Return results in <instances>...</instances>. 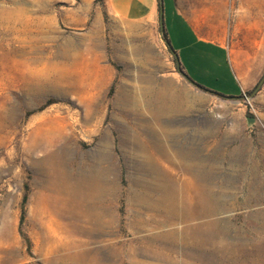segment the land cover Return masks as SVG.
<instances>
[{
    "label": "rangeland",
    "instance_id": "1",
    "mask_svg": "<svg viewBox=\"0 0 264 264\" xmlns=\"http://www.w3.org/2000/svg\"><path fill=\"white\" fill-rule=\"evenodd\" d=\"M184 1L212 7L207 16L227 33L241 15L243 32L264 33V0ZM161 5L162 27L121 18L104 0H0V264H264V69L240 93L226 51L196 44L173 0ZM56 62L68 63L69 85L39 79ZM181 66L195 83L235 96L194 85ZM119 87L149 89V109L172 88L183 110L148 120L137 114L145 101L128 106ZM41 123L61 125L49 150L63 156L68 182L95 179L101 192L47 184L53 168L32 146ZM133 137L166 146L177 163L146 167ZM189 181L209 212L172 218L155 205L170 185L188 193ZM161 234L172 242L164 260L149 252L161 250Z\"/></svg>",
    "mask_w": 264,
    "mask_h": 264
},
{
    "label": "bare ground",
    "instance_id": "2",
    "mask_svg": "<svg viewBox=\"0 0 264 264\" xmlns=\"http://www.w3.org/2000/svg\"><path fill=\"white\" fill-rule=\"evenodd\" d=\"M93 43L97 45L99 44V37L97 34L93 40ZM33 62H37V60L33 59ZM27 65L29 66L30 64ZM66 65H68L67 62H56L55 64L52 65V72L50 74V79L44 76L39 79L43 81L44 80L50 81L56 85H69L71 83L72 77L69 72H65L64 67ZM82 89L83 87L81 88V90ZM136 89L127 90V89H123L122 87H119L116 98L119 100H123L128 106L130 105L136 106L138 105V103L140 102L144 103L145 101L146 103L145 110L137 111V114L146 115L148 120L150 117L151 120L156 121L157 118H160L163 115L165 116L172 113L174 114L180 110H183L182 98L181 96H179L178 93L173 91L172 88L166 89V91L160 93L157 97H155L154 99L156 100H153V102L154 103L160 102V104L155 105L154 103H152V107L150 109H149V89L145 88L142 89V91H137ZM94 113H95V108L91 107L90 105H87L86 114L84 115L83 118L84 123H90ZM158 131L160 133L167 132V130L163 127H158ZM62 135H63V131L61 125L59 127H55L52 125H48L47 127H44V124L41 123L39 127H35V129L33 130L34 139L32 142V146L41 151L46 152L43 158L41 159V161L48 163L49 166L53 168L52 170L54 171L47 178V184H52L56 186L59 190L63 189L65 186V188L68 189L72 188V190L74 191L80 190L79 184H81L82 188L88 193L101 192L103 190L102 184L95 179L84 178L82 180L74 181V183H72V181L68 182V178L66 176V171H65L66 165L63 156L60 153H56L49 150V148L55 144L57 139L62 138ZM103 140L107 141L106 136L103 137ZM131 140H132V150L142 151L144 153L145 156L144 164L146 167L149 168V164H151V162H154V160L159 161L162 157H165L172 163H177L174 161V155L171 154V152L166 146L160 143H154L153 145H149L147 141L141 140L137 137H133L131 138ZM183 180L186 179L183 178ZM187 185H189L188 193H183V191L180 192L174 186L170 185L168 188H166L163 191L161 197L158 200V203L155 205L157 206L159 205L160 207L164 208L165 212H168L172 218L189 217V215L194 216L198 214L199 211H201V208L206 209L207 212H209L211 208L205 202L204 198L202 196L200 197L199 188L195 187V185L191 181H189ZM154 239H156V243L158 245H161V250L160 251L149 250V252L153 254V256L156 259L164 260V258L167 255H169V254L166 255L165 252L168 249V247L172 246V242L168 240L166 237H164L162 234L157 235L156 237H154ZM214 239L215 237L209 240H207V238H203V240L205 241H213ZM130 252L133 253L132 248ZM115 264H122V263L118 262ZM128 264H148V263L141 260H137L134 257H132L129 258Z\"/></svg>",
    "mask_w": 264,
    "mask_h": 264
},
{
    "label": "crops",
    "instance_id": "3",
    "mask_svg": "<svg viewBox=\"0 0 264 264\" xmlns=\"http://www.w3.org/2000/svg\"><path fill=\"white\" fill-rule=\"evenodd\" d=\"M104 2L111 13L124 19L149 21V23L160 19V0H104ZM173 4L176 12L182 15L193 28L196 44L212 46L222 52L226 51L232 71L240 83V93L257 82L260 72L264 69V33L260 34L256 29L243 32L241 29L242 15L237 17L232 30L227 33L224 23L218 19L220 17L216 18L217 23H213L207 16L213 12L212 7L191 6L184 0H173ZM255 23L256 19L250 27L257 28ZM238 37L246 38V44L242 46L241 42L236 40ZM177 51L174 50L173 53L178 58ZM204 54H207L206 51L200 50L198 59ZM184 74L194 85H201L192 81L185 72Z\"/></svg>",
    "mask_w": 264,
    "mask_h": 264
},
{
    "label": "trees",
    "instance_id": "4",
    "mask_svg": "<svg viewBox=\"0 0 264 264\" xmlns=\"http://www.w3.org/2000/svg\"><path fill=\"white\" fill-rule=\"evenodd\" d=\"M162 35H163L164 39L166 40L167 44L169 45V49L171 50V52H174L173 48L169 44V40H168L167 33H166L165 29L162 30ZM175 61L178 63V58L176 57V55H175ZM198 86L203 88V89L209 90V89H207V88H205V87H203L201 85H198ZM110 91H111V88H110ZM209 91H211L212 93L218 94V95L225 96V95H223L221 93H217V92L212 91V90H209ZM229 96H233V95H229ZM26 198H27L26 194H24V196L22 198V208H21V214H20V217H19V224H21L23 222V219H24V213H25L24 202L26 201Z\"/></svg>",
    "mask_w": 264,
    "mask_h": 264
},
{
    "label": "water",
    "instance_id": "5",
    "mask_svg": "<svg viewBox=\"0 0 264 264\" xmlns=\"http://www.w3.org/2000/svg\"><path fill=\"white\" fill-rule=\"evenodd\" d=\"M160 3L162 4V0H160ZM160 23H161V27H162V25H163L162 5H161V11H160ZM263 79H264V75H263V77L261 78V80L259 81V85L262 83ZM248 120H249V121H253V120H254V117L249 116V117H248Z\"/></svg>",
    "mask_w": 264,
    "mask_h": 264
}]
</instances>
